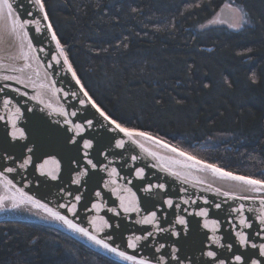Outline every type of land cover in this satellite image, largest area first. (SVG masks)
Wrapping results in <instances>:
<instances>
[{
	"label": "water",
	"instance_id": "water-1",
	"mask_svg": "<svg viewBox=\"0 0 264 264\" xmlns=\"http://www.w3.org/2000/svg\"><path fill=\"white\" fill-rule=\"evenodd\" d=\"M8 3L13 6V14L8 16L7 8L2 7L5 40L0 44V117H3L0 119V222H40L117 262L131 264L52 217L34 203L38 201L112 247L137 259H146L149 264H220L221 260L224 264H239L236 255L241 256L242 264H252V261L264 264V256L259 253V245L264 244V225L259 222V201L264 198V192L250 191L238 181L221 177L187 160L179 152L156 143L159 140L169 145L155 136L151 135L153 140L137 136L134 143L119 132L92 107L84 95L85 88L81 89V82L76 83L78 77H73L69 71L64 51L62 55L52 39L53 28L47 27L49 18L44 19L34 0H8ZM235 16L234 9L223 6L212 22L237 29ZM16 18L29 23L23 30L17 27L14 32L12 20ZM21 68L24 70L18 71ZM3 76L14 79L4 80ZM5 100L11 101L7 107ZM17 108L20 109L18 115ZM58 109L76 112V115L65 117ZM14 119L16 129L24 130V139L13 138ZM66 120H71L72 124ZM88 121L92 122L90 126ZM77 124L83 125V132L74 130ZM121 140L124 146L118 147ZM86 141H91V148H84ZM89 159L95 168L87 163ZM52 161H58V167ZM41 165H44L43 170ZM9 168L13 171H7ZM140 169H143L142 174H138ZM53 175L56 179H52ZM77 177L79 184L74 182ZM225 192L237 199L223 195ZM132 194L139 212H125L121 207L120 197L131 199ZM77 195L79 201L74 199ZM241 196L250 199H239ZM168 200L172 201L171 206ZM72 204L76 205L75 213L70 211ZM95 204L102 206L99 211L93 207ZM241 205L244 206L242 213L236 211ZM202 210L208 215L197 214ZM152 212L156 213L154 224L140 223ZM242 216L251 224L250 228L240 225ZM100 218L107 221L109 227L97 232L92 221L96 219L99 223ZM181 218L186 224L179 223ZM213 220L219 224L215 231L211 225ZM206 221L209 227L204 226ZM240 232L247 235V245L240 243L237 235ZM136 237H141L136 241V248H129V241ZM213 237L219 238V245ZM253 243L256 248L251 247ZM208 251H214L215 258L208 257Z\"/></svg>",
	"mask_w": 264,
	"mask_h": 264
},
{
	"label": "trees",
	"instance_id": "trees-1",
	"mask_svg": "<svg viewBox=\"0 0 264 264\" xmlns=\"http://www.w3.org/2000/svg\"><path fill=\"white\" fill-rule=\"evenodd\" d=\"M43 2L76 76L109 117L264 180V0ZM226 5L239 9L237 29L212 22ZM0 264L122 263L43 223L6 220Z\"/></svg>",
	"mask_w": 264,
	"mask_h": 264
},
{
	"label": "snow or ice",
	"instance_id": "snow-or-ice-1",
	"mask_svg": "<svg viewBox=\"0 0 264 264\" xmlns=\"http://www.w3.org/2000/svg\"><path fill=\"white\" fill-rule=\"evenodd\" d=\"M34 2H35L36 5L39 6V10H40V12L43 13L44 19L47 20L48 19V15H47V12L45 11V4H44L43 0H34ZM2 7H6L7 8L8 16L11 17L12 14H13V12H12V10H13L12 4L8 3V0H3V3L0 4V8H2ZM226 7H230V5H226ZM235 11L239 12V9H235ZM28 23H29V21H20L19 18L13 19L12 20V30L15 32L17 27H19L21 30H23ZM235 26H238V25H234V27ZM47 27H48L49 30H51V28H52L51 23H49ZM38 30L39 29H37V31ZM23 35L26 36L27 33L24 32ZM51 35H52V39L56 41L57 48H59L61 50V54L64 55L63 46L60 43L59 39H57L56 33L54 31H52ZM29 47H31V42L30 41H29ZM25 59H27V56H25ZM64 61H65V63H68V58H67L66 55H64ZM57 62H59V61H57ZM25 67H30V65H26ZM68 69L72 73V76L76 77V73L72 69V65L70 63H68ZM12 70L13 71H17V69H15V68H13ZM23 70H24L23 68L18 69V71H21V72ZM2 79L11 80V79H14V77L3 76ZM76 83L77 84L80 83L78 78L76 80ZM40 87L43 88L45 86L41 85ZM81 89H83V85H81ZM84 95L88 97V100H89V102H91L92 107H94L96 109V111L99 112L102 117H104L105 120L109 121L110 124L115 126V129L119 130V132H121V133H124V135L127 136L134 143L136 142L134 140V137H137V136L144 137L145 139H148V140H153L154 139L147 132H140V131H137L135 129H130V128L122 126L120 123H117L116 120H114L111 117H109L102 109H100V107L95 103V101H93L92 98L90 96H88V93L86 91L84 92ZM41 102H43V101H41ZM81 103H83V101H81ZM9 104H11L10 100H5L4 101L5 107H7ZM49 107H51V105H49ZM15 111H16L17 115L20 113V109L19 108H17ZM57 111H59L60 114L64 115L65 117H67L69 115H71V116H75L76 115V112L68 113L67 111H65L63 109H58ZM0 119H3V117H0ZM65 122L70 124V125L72 124L71 120H66ZM12 123H13V128L15 129V131H13V133H12L13 138H16L17 136H19L20 139H24L25 138L24 130L23 129H16L15 119L13 120ZM91 123H92L91 121H88L89 126L91 125ZM74 130H76L77 132H83L84 131V127H83V125L77 124V125H75V129ZM72 142L75 143V140H73ZM156 143L162 144L163 147L169 148L170 151H172V152H179L180 156L186 157L187 160L194 161L195 164L202 165L205 169L211 170L213 173H215V174H217V175H219L221 177H225V178L230 179V180L238 181L241 184L248 186V189L250 191H253V192H264V180L254 179V178H251V177H248V176L235 175L232 172L225 171L224 169L219 168V167H217L214 164H205L203 161L197 160L194 156H191V155H189V154H187V153H185L183 151H179L177 148L171 147L170 145H168L166 143H163L162 141L157 140ZM117 146L118 147H123L124 146V141L123 140L119 141ZM91 147H92L91 141H86L84 143V148H91ZM141 147H143V145H141ZM29 151H31V149H29ZM85 155H87V153H85ZM151 155L155 156L156 154L155 153H151ZM27 162L28 161H26V163ZM48 163H49L48 161H45V164H48ZM52 163L56 164L57 167H58V164H59L58 161H52ZM87 163L92 165L93 168L96 167V165L93 164L91 159H89L87 161ZM43 168H44V165H41V170H43ZM7 171L11 172V171H13V169L9 168V169H7ZM112 172H113V174H115V169H113ZM142 173H143V169H140L138 174H142ZM86 174H87V172L85 171L84 175H86ZM173 174L174 175H179V173H173ZM52 179H56V176L53 175ZM74 182L79 184L80 183V178L77 177V179ZM8 183L10 184L11 181H8ZM113 183H115V181H113ZM159 187L163 188V185H160ZM125 191L130 192V189H126ZM217 191H219V190H217ZM21 195L23 196L24 194L21 193ZM96 195L99 196L100 193L97 192ZM223 195L230 196V198H232V199H237L236 196H232L230 193H227V192L223 193ZM27 199L29 201L32 200L31 197H27ZM74 199L76 201H79L80 200V196L77 195V196H75ZM120 199H121V207L124 209L125 212H132V211L139 212L140 211L138 203L135 202L134 194H132V198L131 199H129L127 197H124V196H121ZM239 199H250V197L241 196V197H239ZM126 200H127V203H125ZM187 202L188 201H185V203H187ZM34 203H36L38 207L44 208L52 217H54L55 219H57L59 221H62L64 224H66L73 231L82 234L83 236L87 237L89 240L93 241L95 244L100 245L104 249H107L108 251H110L112 253H115L117 256H119L123 260L130 261L131 264H149L148 260H146V259H137L133 255H128L126 252L120 251L116 247H112L104 239L98 238L96 235L90 233L86 228L81 227V226H79L76 223H73V221L68 219L66 216L61 215L59 212H55L52 209L48 208L47 205L40 204L38 201H34ZM259 203L261 205V214L259 215V222H260L261 225H264V198H261ZM167 204L169 206H171L172 205V201L168 200ZM13 206L16 207L18 205L14 204ZM93 207L97 211H99L102 206L100 204H95V205H93ZM216 207L219 208L220 205L217 204ZM70 211L75 213V211H76V205L75 204L71 205ZM113 211H114V209H113ZM236 211L242 213L244 211V206L241 205L238 209H236ZM197 214L200 215V216H207L208 215L206 210H202V211H200ZM155 221H156V213L152 212L151 215L145 216L140 221V223H142V224H154ZM179 223L180 224H186V221L183 218H181L179 220ZM239 223H240V225H243L246 228H250L251 227V224L248 223L247 219L244 218L243 216L240 218ZM92 224L96 226V231L97 232L102 231L104 227H109L107 221L103 220V218H100V222L99 223L97 222L96 219H93ZM211 225L213 227V231H215L219 227L218 222L215 221V220L211 221ZM204 226L205 227H209V223L206 221ZM148 235L150 236V235H152V233H148ZM237 235L239 236V241H240V243L242 245H247L249 243V240H248V237H247L246 234L240 232V233H237ZM140 239H141V237H136L135 240L129 241L128 247L135 249L136 248V241H138ZM213 240H214V242L216 244H218V245L220 244L219 238L213 237ZM228 247L230 248L231 245H229ZM251 247L256 248L257 245L255 243H253L251 245ZM259 253H260L261 256H264V244H260L259 245ZM206 254H207L208 257L215 258V256H216V253L214 251H208ZM173 258H175V257H173ZM235 260L237 262H239V264H242L241 256L236 255L235 256ZM220 264H224V261L221 260ZM252 264H259V261H252Z\"/></svg>",
	"mask_w": 264,
	"mask_h": 264
},
{
	"label": "bare ground",
	"instance_id": "bare-ground-1",
	"mask_svg": "<svg viewBox=\"0 0 264 264\" xmlns=\"http://www.w3.org/2000/svg\"><path fill=\"white\" fill-rule=\"evenodd\" d=\"M4 26H5V23H4L3 10L2 8H0V44H2L5 40V27Z\"/></svg>",
	"mask_w": 264,
	"mask_h": 264
},
{
	"label": "rangeland",
	"instance_id": "rangeland-1",
	"mask_svg": "<svg viewBox=\"0 0 264 264\" xmlns=\"http://www.w3.org/2000/svg\"><path fill=\"white\" fill-rule=\"evenodd\" d=\"M242 20H243V18H242V16L240 15V13L238 12V13H236V16H235V23H237V25L238 24H240L241 22H242Z\"/></svg>",
	"mask_w": 264,
	"mask_h": 264
}]
</instances>
